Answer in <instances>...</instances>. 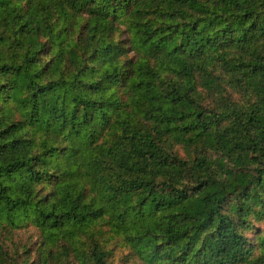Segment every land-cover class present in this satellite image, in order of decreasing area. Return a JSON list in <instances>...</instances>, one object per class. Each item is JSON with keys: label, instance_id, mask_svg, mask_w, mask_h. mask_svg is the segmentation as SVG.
Returning <instances> with one entry per match:
<instances>
[{"label": "trees", "instance_id": "16d2710c", "mask_svg": "<svg viewBox=\"0 0 264 264\" xmlns=\"http://www.w3.org/2000/svg\"><path fill=\"white\" fill-rule=\"evenodd\" d=\"M263 215L264 0H0V264H264Z\"/></svg>", "mask_w": 264, "mask_h": 264}, {"label": "rangeland", "instance_id": "374dc122", "mask_svg": "<svg viewBox=\"0 0 264 264\" xmlns=\"http://www.w3.org/2000/svg\"><path fill=\"white\" fill-rule=\"evenodd\" d=\"M86 15V12L83 13ZM121 28H124V24H121ZM120 35V34H119ZM180 153L182 150L180 149ZM103 228H108L107 224L102 223ZM264 230V215L262 218L253 220L250 228L246 229L247 235L251 238L257 231ZM39 235L38 229L32 225L17 228L12 231L10 237L6 240V243L12 247L17 248L20 252L24 248L27 250L22 254H28L29 260L33 261L37 256V244ZM112 246V253L110 259L117 264H148L144 259L137 256L130 246L123 241L119 236H114L110 239L109 246ZM259 249H255L254 252H258ZM70 264H79L77 259H72Z\"/></svg>", "mask_w": 264, "mask_h": 264}]
</instances>
